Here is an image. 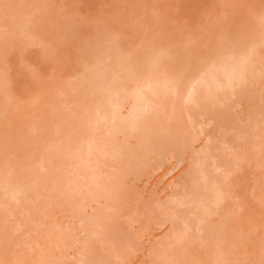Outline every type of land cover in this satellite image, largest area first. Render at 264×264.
I'll return each mask as SVG.
<instances>
[{
    "label": "rangeland",
    "instance_id": "obj_1",
    "mask_svg": "<svg viewBox=\"0 0 264 264\" xmlns=\"http://www.w3.org/2000/svg\"><path fill=\"white\" fill-rule=\"evenodd\" d=\"M263 20L264 0H0V79L4 84H0V108L5 109L8 100L21 107L41 90L82 76L88 86L91 75L101 69L111 76V70L119 71L121 62L145 66L150 56L161 52L167 54L163 60L166 68L173 72L188 69L195 76L199 65L223 53V44L238 40L245 46L251 44L255 25L264 26ZM258 60L264 65V49ZM76 96L53 95L49 101L57 105L55 110L44 104L47 99H36L34 109L39 117L33 121L47 126L48 140L55 132L67 130L64 119L68 112L59 107L72 106ZM167 110L181 112L188 124L182 104L173 103ZM194 110L205 133L191 142L193 147L186 154L179 147L184 139L178 136L149 156L134 147L128 131L114 139L110 152L125 157L135 148L139 162L152 166L126 178V163L107 162L100 178L106 181L104 174L110 168L120 170L107 174L116 176L112 181L120 187L119 198L106 205L95 224L87 221L89 211L77 215L76 203L65 204L64 197L50 187L29 190L22 210H15L16 216L8 224V247L0 258L11 264L16 256L20 264H34L40 259L36 249L47 247L48 234L61 231L68 242L51 253L50 264H81L80 254L87 245L79 230L81 221H87L89 234L96 233V225L101 224L108 235L103 224L110 213L116 221L110 234L119 243L105 264H154L164 256L169 259L166 264H173V257L178 256H183L179 264H211L214 256L202 251L196 228L187 229L188 240L171 244L164 228V220L196 176L192 174L196 158L207 148L211 159L230 164L225 165L229 170L224 167L216 172L223 178L221 187L229 198L219 206L212 205L210 198L207 211L211 216L207 231L220 225L218 238L226 246L218 252L221 260L215 264H264V73L258 79L247 78L224 104L220 100L211 105L204 102ZM12 111L9 123L0 117V149L8 150L9 163L16 165L15 172L8 175L10 183L30 185L37 173L30 162L44 143H23L29 119ZM166 115L150 117L153 134ZM96 136L105 139L102 129ZM194 218L190 215L187 223ZM22 223L26 226L21 227ZM183 244L187 248L180 256ZM212 250L217 252L215 242Z\"/></svg>",
    "mask_w": 264,
    "mask_h": 264
},
{
    "label": "bare ground",
    "instance_id": "obj_2",
    "mask_svg": "<svg viewBox=\"0 0 264 264\" xmlns=\"http://www.w3.org/2000/svg\"><path fill=\"white\" fill-rule=\"evenodd\" d=\"M22 15L28 18L27 13L22 12ZM256 26L258 25H255L251 44L245 46L240 40L232 45L223 44V53L209 63L199 65L195 76L187 73L188 69L173 72L166 68L163 60L167 54L161 52L150 56L145 66H137L128 61L121 62L119 71L111 70V76L107 74L108 70L101 69L91 75V84L88 86L87 78L82 76L78 80L55 84L50 89L41 90L21 107L8 100L5 109L0 108V117L9 123L12 110H15L17 114L28 118L30 124L23 143L38 141L44 143V146L41 150L36 149L31 159L30 163L37 168V173L30 185L10 183L8 175L15 172L16 165L9 163L8 150L0 149V253L7 250L8 224L16 216L14 211L19 213L22 210L21 203L28 199L26 194L29 190L41 186L50 187L54 194L64 197L65 204L76 203L77 215H84L89 211L87 221L95 224L104 215L106 205L115 203L119 198L120 187L112 181L116 176L107 174L120 170L110 168V172L104 174L107 180L100 178L107 162L116 160L117 163H126V178L132 174L143 173L152 164L139 162L138 152L134 147L145 150L149 156L154 149L157 151L167 145L174 136L184 139L179 147L185 150V154L188 153L193 147L191 142L205 133L201 123L197 121L198 115L194 109L199 110L204 102L211 105L220 100L224 104L240 90L247 78L258 79L264 73V65L258 60L259 52L264 49V26ZM136 72L138 73L134 75ZM0 84L4 86L1 79ZM71 93L77 94L73 98L75 100L72 106L59 107L68 112V117L64 119L67 130L55 132L53 138L48 140L47 126H38L33 121L34 117H39L34 103L36 99H47L44 104H49L55 110L57 105L49 99H53L51 97L55 94L67 97ZM173 103L182 104L188 124H184L181 112H168V107ZM162 114H167L163 118L164 124L153 134L150 117L158 119ZM120 120L121 124L118 125ZM101 129L105 139L96 136ZM124 131H128V137L134 141V151L125 157L116 151L110 152L114 139ZM117 154L119 158L115 159ZM221 161L223 160L211 159L207 148L200 152L195 166L193 165L196 170L192 174L196 176L188 183L184 190L185 195L182 194L178 199L174 212L164 220L170 244L188 240L187 229L196 228L202 251L206 255L214 256L211 264L221 260V250L226 248L225 242L218 238L220 225L207 231L211 217L207 215L209 199L212 198V205L219 206L229 198L221 187L223 178L218 172L224 167L229 170L225 165L230 164L223 165ZM190 215H195L196 218L187 223ZM106 216L108 220L103 226L109 229L108 235L102 230L101 224L96 225L99 227L96 233L89 234L90 228L85 225L87 221H81L79 230L87 243L80 254L81 264H103L110 251L118 246L119 239L110 234L116 227L115 218L110 213ZM20 226L24 227L26 224L22 223ZM238 237L237 235L234 239L237 240ZM47 239L45 249H36V255L40 259L34 264H50L51 253L64 248L68 242V236L61 231L48 234ZM214 242L217 252L212 250ZM182 247L180 256L187 248L185 244ZM155 255L159 256L157 253ZM14 257L11 264H20L18 257ZM182 257H173V264H179ZM167 260L169 259L166 256L159 257L154 264H166ZM0 264L7 263L0 258Z\"/></svg>",
    "mask_w": 264,
    "mask_h": 264
}]
</instances>
